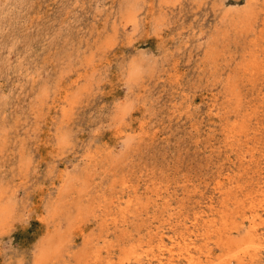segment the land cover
<instances>
[{
  "label": "rangeland",
  "instance_id": "obj_1",
  "mask_svg": "<svg viewBox=\"0 0 264 264\" xmlns=\"http://www.w3.org/2000/svg\"><path fill=\"white\" fill-rule=\"evenodd\" d=\"M262 153L264 0H0V193L13 206L0 264H35L47 228L80 206L93 240L65 239L105 255L126 230L219 196L217 179L250 181ZM62 172L66 207L51 216Z\"/></svg>",
  "mask_w": 264,
  "mask_h": 264
},
{
  "label": "bare ground",
  "instance_id": "obj_2",
  "mask_svg": "<svg viewBox=\"0 0 264 264\" xmlns=\"http://www.w3.org/2000/svg\"><path fill=\"white\" fill-rule=\"evenodd\" d=\"M126 23H135L133 12L126 15ZM252 65L248 68L250 74ZM77 79L75 77L73 83ZM233 95L240 105L238 95ZM64 97H68L67 92ZM239 124V130L233 129L229 136L245 132V123ZM261 156L263 159L258 163L260 167L257 176L250 181L234 183L228 175L217 179L214 189L219 192V196H211L208 201L197 204L192 210L187 208L182 213L177 212L178 210L169 213L165 220L147 226L149 229L144 235L131 237L133 234L124 229L126 232L122 237L129 236V242L118 246L107 240L105 255L101 248H96L86 256L72 248V244L65 239V234L71 230L82 234L83 246L93 240V229L91 225L83 227L85 219L82 218L87 214L84 212L90 209L80 206L79 214L82 216L77 222L71 225V221L65 230L61 228V220L47 228L48 239L38 248L34 263L52 261L60 264L64 261L71 264L74 260L77 264H264V153ZM60 175L59 185L50 203L51 216L57 217L61 214L62 207H66V203L61 204L60 201L69 181L71 182L68 173L62 172ZM73 192L69 188L68 195ZM10 199L9 193H0V223L4 216L12 212ZM105 207L106 205L101 209ZM90 213L95 212L92 210ZM45 218L43 216L42 221L46 222ZM103 222L106 224L105 218ZM85 230H88L86 236L83 234Z\"/></svg>",
  "mask_w": 264,
  "mask_h": 264
}]
</instances>
